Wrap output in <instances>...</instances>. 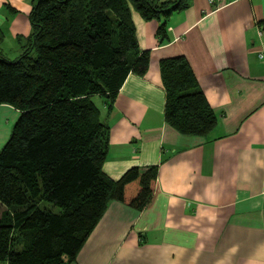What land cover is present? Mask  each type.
<instances>
[{
    "label": "crops",
    "instance_id": "crops-1",
    "mask_svg": "<svg viewBox=\"0 0 264 264\" xmlns=\"http://www.w3.org/2000/svg\"><path fill=\"white\" fill-rule=\"evenodd\" d=\"M30 0H0V53L20 52ZM142 76L128 73L109 110L102 171L156 165L140 211L110 201L69 264H264V0H191L157 20L131 12ZM258 31L261 33L258 34ZM183 55L216 115L206 137L183 136L163 120L158 62ZM18 112L0 104V147Z\"/></svg>",
    "mask_w": 264,
    "mask_h": 264
},
{
    "label": "trees",
    "instance_id": "trees-1",
    "mask_svg": "<svg viewBox=\"0 0 264 264\" xmlns=\"http://www.w3.org/2000/svg\"><path fill=\"white\" fill-rule=\"evenodd\" d=\"M20 52L0 53V104L18 112L0 147V264H69L110 201L140 211L151 199L156 165L102 171L109 110L128 73L142 76L131 12L159 21L191 0H30ZM163 120L183 136L206 137L216 115L183 55L158 62ZM41 201L58 207L57 211Z\"/></svg>",
    "mask_w": 264,
    "mask_h": 264
},
{
    "label": "rangeland",
    "instance_id": "rangeland-1",
    "mask_svg": "<svg viewBox=\"0 0 264 264\" xmlns=\"http://www.w3.org/2000/svg\"><path fill=\"white\" fill-rule=\"evenodd\" d=\"M92 101L94 102V104H95L96 106H99V105L101 104L102 98H101L100 96H98V95H94V96L92 97ZM43 205H46V206H48V207H52V209L55 210V211H57V210L59 209L58 207L53 206V205H51V204L48 203V202L41 201L40 206H43Z\"/></svg>",
    "mask_w": 264,
    "mask_h": 264
},
{
    "label": "built area",
    "instance_id": "built-area-1",
    "mask_svg": "<svg viewBox=\"0 0 264 264\" xmlns=\"http://www.w3.org/2000/svg\"><path fill=\"white\" fill-rule=\"evenodd\" d=\"M261 32L260 31H258V34H260Z\"/></svg>",
    "mask_w": 264,
    "mask_h": 264
}]
</instances>
